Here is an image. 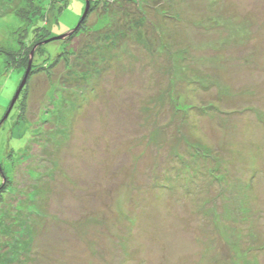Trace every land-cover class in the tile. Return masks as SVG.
Masks as SVG:
<instances>
[{
	"label": "rangeland",
	"instance_id": "rangeland-1",
	"mask_svg": "<svg viewBox=\"0 0 264 264\" xmlns=\"http://www.w3.org/2000/svg\"><path fill=\"white\" fill-rule=\"evenodd\" d=\"M23 1L0 0V49ZM60 1L53 38L86 12ZM136 1L148 21L87 87L37 71L3 123L25 75L0 57V264H264V0Z\"/></svg>",
	"mask_w": 264,
	"mask_h": 264
},
{
	"label": "trees",
	"instance_id": "trees-1",
	"mask_svg": "<svg viewBox=\"0 0 264 264\" xmlns=\"http://www.w3.org/2000/svg\"><path fill=\"white\" fill-rule=\"evenodd\" d=\"M63 2L64 1L60 0H24L23 4L20 2L16 7L14 6L15 8H13L12 12H15L27 27L21 29L22 34L18 39L17 47L12 50L1 48L0 57L2 56L5 58L4 68L6 70H19L25 75L31 60V54L34 49L38 47L34 53L29 80L40 70H43L41 72H44L48 77L53 76L55 69L58 68V64L62 62L65 63L68 71L67 81L62 82V87L82 89L83 86H88L86 84L87 78L89 77V75H87V65L90 64L89 69L92 68V70H95V67L97 68L98 64H100V59L113 58V54L126 45L131 33L141 30V26H143V24L145 25L147 15L146 12L140 8V5H138L139 1L136 0H91L89 14L76 33L64 41H52L44 45L45 42L51 40L53 37L49 29L37 26L36 23L38 21L49 23V21L56 16V13L59 14L66 8V2ZM136 12L140 17V20L137 22L131 18ZM94 14H97V18L105 23L103 28L96 32L93 31L94 26L87 25L89 18ZM121 16L130 17L132 24L128 22V24L126 23L123 25L120 19ZM31 27H34L32 36L27 38ZM64 42H77L78 45L82 43L83 47L79 55L75 54L71 58V53L63 52L60 53V56H58L55 61L53 60L50 62L49 59L52 58V55H56L55 50L60 46L48 49L46 48L47 45L55 43L59 45ZM23 46L26 47L24 51L22 50ZM97 56H100V58ZM47 64L49 65L46 66ZM106 66L108 67V65L102 67L103 71L99 72V75L107 71V69H104ZM83 80L86 82H81ZM28 86H26V89H28ZM25 99L26 94L24 93L21 95L18 103L21 102L22 104ZM17 105L14 108H16ZM20 109L22 113L20 118L22 117L21 119H23L25 117V111L21 106ZM6 180L7 184L0 186V205H5L6 191L13 190L10 186L12 180L8 178Z\"/></svg>",
	"mask_w": 264,
	"mask_h": 264
},
{
	"label": "water",
	"instance_id": "water-1",
	"mask_svg": "<svg viewBox=\"0 0 264 264\" xmlns=\"http://www.w3.org/2000/svg\"><path fill=\"white\" fill-rule=\"evenodd\" d=\"M86 3H87V6H86V12H85V14H84V16H83L81 22L79 23V25L77 26V28H76L72 33L65 34V35L60 36V37L52 38L51 40H49V41H47V42H45V43H49V42H52V41H60V40H64V39H66V38L71 37L72 34L76 33V32L79 30V28L81 27V25L83 24V22L86 20L88 14H89V11H90V8H91V2H90V0H86ZM36 48H37V47H36ZM36 48L34 49V51H33L32 54H31V60H30V63H29L28 69H27V71H26V73H25V76H24V78H23V81H22V83H21V85H20V87H19V89H18V91H17V93H16V96H15V98H14V100H13L11 106H10V109H9V111H8V113H7L6 117H5V119L2 121V123L8 118V116H9V114L11 113V111L13 110V108H14V106H15L17 100L19 99V97H20V95H21L23 89H24L25 86L27 85L28 78H29V75H30L31 70H32V63H33V58H34V53H35ZM2 123H1V125H2ZM1 125H0V127H1ZM0 172L2 173L1 164H0Z\"/></svg>",
	"mask_w": 264,
	"mask_h": 264
}]
</instances>
